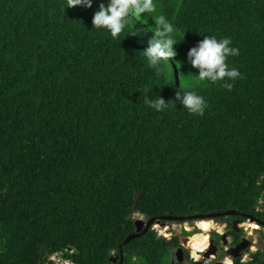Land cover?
<instances>
[{
    "label": "trees",
    "instance_id": "obj_1",
    "mask_svg": "<svg viewBox=\"0 0 264 264\" xmlns=\"http://www.w3.org/2000/svg\"><path fill=\"white\" fill-rule=\"evenodd\" d=\"M106 2L0 0V264L58 251L115 264L121 246L124 264H185L172 259L178 236L124 243L136 212L264 221V0H157L180 42L159 74L141 52L154 21L113 40L92 23ZM208 35L239 49L227 63L240 78L194 83L187 54ZM181 84L207 101L204 115L175 100ZM160 96L177 106L144 103ZM251 257L234 261L264 264L261 250Z\"/></svg>",
    "mask_w": 264,
    "mask_h": 264
},
{
    "label": "clouds",
    "instance_id": "obj_2",
    "mask_svg": "<svg viewBox=\"0 0 264 264\" xmlns=\"http://www.w3.org/2000/svg\"><path fill=\"white\" fill-rule=\"evenodd\" d=\"M94 2L95 0H67V8L80 6L91 9ZM149 18L154 21V27L151 28L154 37L148 41V47L141 52L147 58L148 67L155 69L159 74L162 63H171L170 61L177 57L175 46L180 42L177 39L179 32L174 23L166 15L159 13L157 0H107L106 3H100L92 23L94 29H105L110 32L113 40H118L122 34L126 37L140 36L142 32L137 34L135 31H126L130 21L134 20L136 23L143 21L148 24ZM231 44L230 38L217 39L208 35L189 50L188 62L193 68L198 69V74H195V84L226 79L234 81L241 77L239 69L230 68L227 63L229 57L239 55V49L231 47ZM224 86L229 90L233 87L231 83H225ZM175 100L194 115H204L208 106L204 97L194 91H185L183 84L177 91ZM144 103L157 112H164L177 106L175 102L166 101L162 96L159 99L145 97Z\"/></svg>",
    "mask_w": 264,
    "mask_h": 264
},
{
    "label": "flooded vegetation",
    "instance_id": "obj_3",
    "mask_svg": "<svg viewBox=\"0 0 264 264\" xmlns=\"http://www.w3.org/2000/svg\"><path fill=\"white\" fill-rule=\"evenodd\" d=\"M228 217L229 216H226V218H220L226 221L225 230L223 234H218L215 232H213L212 234L210 233L208 248L201 253L203 257L200 260H197L193 256L192 249L189 247L190 237L193 233H195V231H185L184 232L185 235L183 233H182L183 235L182 234L174 235L179 237V240L174 244L176 245L174 248V250H176L174 258L177 259L178 261L180 258L183 259L182 261L185 264H187L186 263L187 261L193 262V260H194L193 264H218V263L226 264L228 258L232 261L233 264H235L234 260L238 257H241L242 261L244 262H247L249 259H252L251 254L253 252L248 256L246 255L247 258L244 257L245 254H247V252L249 251V249L253 248V241L245 235L247 232L246 230H250L249 227L246 226L247 225L246 222L249 220L256 221L259 224V229H253V230H261V232L264 234V221L256 217H254V219L249 218L247 220H243L241 216H239L238 214L235 215V217L232 218L231 220H228ZM235 220L240 221L237 227L233 225V222ZM230 222H232L231 225ZM240 223H244V224L241 225ZM194 230H197V228H195ZM174 236H172V238ZM243 241H247L248 246L245 249L237 250V248ZM211 242H213L214 244L215 251L212 252L210 257H206L207 251L211 248V244H210ZM258 250H261L264 253V247L262 249H257V251ZM178 252L180 253L179 255L177 254ZM237 253H239V256L235 257ZM174 258L172 257L173 260H175ZM113 261L115 264H124V259L122 262V259H119L117 255H115Z\"/></svg>",
    "mask_w": 264,
    "mask_h": 264
},
{
    "label": "rangeland",
    "instance_id": "obj_4",
    "mask_svg": "<svg viewBox=\"0 0 264 264\" xmlns=\"http://www.w3.org/2000/svg\"><path fill=\"white\" fill-rule=\"evenodd\" d=\"M134 218H135V220L139 219V218H143V219H146V221H148V218L145 215L141 214L140 212H136L134 214ZM204 219L211 220L213 222L214 226L216 227V229H214L211 232V234L213 232L218 233V234H223V232L225 230L226 221L222 220V219H217V217H215V218H203V219L192 218L190 220H185V221L168 220L164 224H156L154 226V230H156L160 236H163V237H166L167 239H170V238H172V236H174L176 234H182L183 233L185 235V233H184L185 231H196L194 229L197 228V230H199V232H195V233L191 232V233H193L191 235V237H195V236H198L200 234V231H201L198 228L197 224L200 222V220H204ZM253 223H257V222L249 220L246 222V224H247L246 226L249 227V224H253ZM240 224L242 225L244 223H240ZM220 227L223 228L222 231L219 230ZM249 229L250 230H246L247 232L245 235L253 241V248H250L249 251L247 252V254H245L244 257H246V258L252 252L257 251V249H262L264 247V234L261 232V230H253L252 227H249ZM191 237H190V239H192ZM189 247H190V243H189ZM191 249H192L193 256L197 260H200L203 257L201 255V253L204 252L207 248L206 247L205 248H202V247L201 248H199V247L193 248V247H191ZM175 252H176V250H173V255H172L173 258L175 257ZM193 262H194V260H193ZM193 262L187 261L186 263L187 264H193Z\"/></svg>",
    "mask_w": 264,
    "mask_h": 264
},
{
    "label": "water",
    "instance_id": "obj_5",
    "mask_svg": "<svg viewBox=\"0 0 264 264\" xmlns=\"http://www.w3.org/2000/svg\"><path fill=\"white\" fill-rule=\"evenodd\" d=\"M140 197L141 195L136 193L135 195V200H136V203L134 205V209L135 211H137V205H138V202L140 200ZM238 214V212H236L235 210H231V211H228V212H225V213H220V214H214V215H208V216H205V215H196L194 216L193 218H197V219H203V218H215V217H220V216H232V215H236ZM250 219H254L253 216H250L249 217ZM192 219V218H191ZM168 220H176V221H185L187 220L186 218L184 217H172V216H165V217H162L160 219H156V218H151V219H148V221H146V219H143V218H139V219H136V232L132 235H130L126 240H125V244L129 243L130 241H132L133 239L137 238V237H141L142 235H144L145 233H147L150 229H154V226L156 224H164L166 223ZM239 220H235L233 222V225L235 227L238 226L239 224ZM211 244V248L207 251L206 253V257H210V255L212 254V252L215 251V247H214V244L213 242L210 243ZM248 246V243L247 241H243L239 247L237 248V250L239 249H245L246 247ZM178 255L180 254L179 252L177 253ZM239 256V253H237L235 255V257H238ZM116 259V258H115ZM118 259V258H117ZM121 259H122V262H123V259H124V253H123V249H122V246H121ZM183 259H179V261H182ZM218 264H222V263H218Z\"/></svg>",
    "mask_w": 264,
    "mask_h": 264
},
{
    "label": "bare ground",
    "instance_id": "obj_6",
    "mask_svg": "<svg viewBox=\"0 0 264 264\" xmlns=\"http://www.w3.org/2000/svg\"><path fill=\"white\" fill-rule=\"evenodd\" d=\"M198 228L201 230L200 234L195 237H191L190 239V248H208L209 245V239H210V233L216 227L214 226L213 222L211 220H200V222L197 224ZM249 227H252L253 229H258L259 225L257 223L249 224ZM192 228V227H191ZM219 230H223L222 227L219 228ZM226 264H233L232 261L228 258Z\"/></svg>",
    "mask_w": 264,
    "mask_h": 264
},
{
    "label": "built area",
    "instance_id": "obj_7",
    "mask_svg": "<svg viewBox=\"0 0 264 264\" xmlns=\"http://www.w3.org/2000/svg\"><path fill=\"white\" fill-rule=\"evenodd\" d=\"M48 264H76V262L71 257H67L65 251H58L49 256Z\"/></svg>",
    "mask_w": 264,
    "mask_h": 264
}]
</instances>
